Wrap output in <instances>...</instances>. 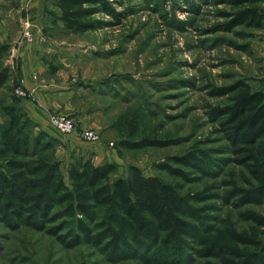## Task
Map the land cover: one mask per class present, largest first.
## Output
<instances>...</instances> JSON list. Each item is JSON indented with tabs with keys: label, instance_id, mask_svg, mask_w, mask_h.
Masks as SVG:
<instances>
[{
	"label": "rangeland",
	"instance_id": "obj_1",
	"mask_svg": "<svg viewBox=\"0 0 264 264\" xmlns=\"http://www.w3.org/2000/svg\"><path fill=\"white\" fill-rule=\"evenodd\" d=\"M110 1L118 16L98 12L95 18L104 21L103 27L73 34L64 29L58 0L34 6L35 12L30 0H5L0 4V34L4 30L12 40L28 30L33 38V20L48 18L47 25L34 23L43 25L41 31L48 32L54 45L47 54V83L55 93H71L70 105L50 110V116L64 113L96 130L97 143L109 155L106 160L119 164L113 178L126 177L134 164L146 176L169 184L184 201L191 234L172 240L162 233L157 243L139 239L115 206L100 212L107 225L97 228L104 234L103 244L97 246H67L48 232L25 225L12 229L0 219V264H226L233 257L229 253L205 254L212 243L258 253V264H264V201L242 204L236 194L260 182L247 165L235 160L238 156L222 130L223 118L216 116L217 109L230 103L227 95H218V88L242 79L252 90L264 92V26L224 30L228 19L222 13L232 8L220 0ZM0 39L14 45L9 37ZM17 88L22 87L9 81L0 88V126L8 121L4 103L18 105ZM127 113L138 115L135 138L172 142L135 150L120 147L119 141L129 137L121 128L124 122H119ZM22 120L33 134L42 131L27 116ZM260 146L264 151V139ZM188 152L201 160L199 169L175 162ZM94 153L89 149L85 154ZM51 154L62 161L66 180L72 156L87 157L82 150L67 151L60 141ZM167 163L184 174L169 173ZM2 165L0 158V170ZM109 227L123 239L118 250L110 245ZM232 232L253 243L241 242Z\"/></svg>",
	"mask_w": 264,
	"mask_h": 264
},
{
	"label": "trees",
	"instance_id": "obj_2",
	"mask_svg": "<svg viewBox=\"0 0 264 264\" xmlns=\"http://www.w3.org/2000/svg\"><path fill=\"white\" fill-rule=\"evenodd\" d=\"M220 2L232 8L222 13L228 19L222 25L224 30L232 31L240 25L255 29L264 26V0ZM58 5L64 29L73 34L103 27L104 21L95 18L98 12L119 15L110 0H58ZM10 49L11 43L0 39V88L12 77L11 67L3 62ZM217 93L229 98L230 103L217 109L216 116L223 118L222 130L232 152L238 156L235 160L247 165L260 182L249 189H240L236 194L241 195L242 204L262 202L264 151L260 143L264 139V92L252 90L246 80L240 79L218 88ZM3 109L8 121L0 126V158L4 168L0 170V219L7 226L16 229L25 225L45 231L57 236L67 246L82 243L97 246L104 242V234L97 228L107 225V221L100 218V212L115 206L139 239L157 243L162 233L168 234L172 240L191 234L192 224L185 218L183 199L158 176H146L141 168L130 164L126 177L113 178L118 163L105 160L96 164L90 156L74 155L67 167L66 180L62 161L52 158L51 154L59 140L46 131L33 134L26 130L22 123L25 113L15 103H4ZM137 117L136 113L120 117L119 122H124L121 128H126L129 136L119 141L120 147L135 150L148 146L163 147L172 142L156 137L135 138ZM175 162L196 169L201 166V160L193 152L175 157ZM164 167L175 176L184 174L183 169L168 163ZM231 234L241 242L253 243L251 238L235 232ZM108 235L112 249L118 250L123 243L120 232L109 227ZM201 242L207 243L203 238ZM224 253L233 256L225 261L226 264H258L259 261L258 253L246 254L217 243L209 244L205 250L209 256Z\"/></svg>",
	"mask_w": 264,
	"mask_h": 264
},
{
	"label": "crops",
	"instance_id": "obj_3",
	"mask_svg": "<svg viewBox=\"0 0 264 264\" xmlns=\"http://www.w3.org/2000/svg\"><path fill=\"white\" fill-rule=\"evenodd\" d=\"M3 1L5 0H0L1 5ZM48 1L30 0L28 4L33 6V12H35L36 8L34 6L43 5ZM39 20H41L40 22L43 25H47L48 23L47 17H39V19L33 20V38L19 35L13 37L11 40L8 32L3 30L0 34V37L3 39H8L9 37L10 41L14 42V45L4 57L6 65H9L12 69V78L9 82L17 87H22L27 93L25 96L17 94V104L27 117L39 123L42 131H46L49 136L59 140L67 151L82 150V153L87 155L85 153L90 149L95 152L93 156L90 154L94 163H101L109 156L101 144L88 145L87 142L79 137L78 133L60 134L51 124L50 110L60 109L64 106L68 107L70 105L71 93H55L53 88L47 83L48 79L46 75L51 66L47 60V54L53 50L54 45L48 32L44 33V31H41L40 26L43 25H39L38 23L35 25V22H39ZM63 104L65 105L63 106ZM79 122L81 124L77 123L80 127H88L84 121Z\"/></svg>",
	"mask_w": 264,
	"mask_h": 264
},
{
	"label": "built area",
	"instance_id": "obj_4",
	"mask_svg": "<svg viewBox=\"0 0 264 264\" xmlns=\"http://www.w3.org/2000/svg\"><path fill=\"white\" fill-rule=\"evenodd\" d=\"M31 36V32L25 30V35ZM28 37V36H27ZM16 92L18 95L25 96L27 93L23 88H17ZM50 121L53 127L57 128L63 134H71L78 132V125L73 117H70L64 113H55L50 116ZM80 137L88 142L97 143L100 141L99 133L92 128H81L79 132ZM111 145H113L111 143Z\"/></svg>",
	"mask_w": 264,
	"mask_h": 264
}]
</instances>
